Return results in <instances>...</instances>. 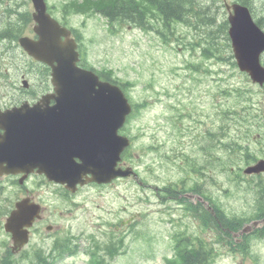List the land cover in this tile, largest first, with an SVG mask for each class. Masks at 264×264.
Masks as SVG:
<instances>
[{"label":"rangeland","instance_id":"1","mask_svg":"<svg viewBox=\"0 0 264 264\" xmlns=\"http://www.w3.org/2000/svg\"><path fill=\"white\" fill-rule=\"evenodd\" d=\"M58 1L61 0H48L50 4H55ZM25 7L31 10L30 2ZM253 7L256 14L264 15V0H254ZM82 20L81 18L72 22L78 24ZM105 23V20L98 15L89 16L86 19L84 35L92 59L103 62L101 63L103 66L114 70L121 78L135 81V85L130 91L132 98L134 100H147L149 103L147 109L130 125L133 134H141L137 144L145 145L164 138L163 122L169 114L170 104L177 97L190 104L189 110L196 121L194 123L190 121V126H196L195 131H190L191 150L195 141L194 132L205 133L206 129L213 127L211 118L207 116L208 109L205 108L209 101L206 94L208 88L214 86L218 80H228V88L230 89L234 85H243V82H241L243 79L241 77L228 79L225 76L226 80H221V75L217 76L216 74L209 77L202 74L198 79L190 78L189 74L187 76L188 71L183 66L192 59L198 61L197 57L199 55L191 56L187 42L192 38V34L190 30L183 26L175 34L179 41L172 42L170 40V45L164 46L156 38L155 34L144 33L137 29L131 32H127L131 29H125L126 31L124 30L118 35H111L107 32ZM15 52L17 53L14 57L3 60L1 66L5 68L7 80L9 82L12 80L13 83L19 86L20 69L27 70V66L24 62L26 59L22 56L21 51L15 49L13 54ZM28 78L31 84L36 82L37 79L33 74H28ZM3 81L0 78V92L3 90L1 87ZM248 88L255 93L254 101L257 104L258 101L261 102V106L264 108L263 92L251 85ZM165 92H168L169 96H166ZM262 141L260 139L262 146H264ZM251 146L253 147L254 145L251 144ZM255 153L258 155V151H255ZM143 158L148 160L147 157ZM216 171L220 174L208 175L212 179L206 177L204 180L207 186L210 185V191L219 198L221 205L227 212L233 214L247 213L250 204L246 203L251 201V195L249 193L244 194L242 190L237 191L234 188L233 181L224 177L220 172V168H216ZM158 172L160 173V171ZM129 189L130 197L117 200L116 193L119 194V191H115L113 193L114 197L112 196L115 204H104V206L108 208L111 206L117 212V208L124 203V205L129 206L131 213L143 209L148 211V215L145 219H141L133 230L131 229L130 235L126 240L127 253L116 258L113 264H164L163 258L172 254V248L170 238L166 232V225L160 220V213L158 212L160 207L156 204H138L135 201L137 197L135 193H141V191L132 182L129 184ZM93 206V204H86V207L95 213L96 210L92 208ZM91 211L90 213L92 214ZM80 216L78 215L77 217L79 218ZM79 221L81 220L66 218L67 223L71 222L78 225ZM191 224L190 231H194ZM77 231L78 228L74 227L72 229V232ZM137 232L140 233L138 236L135 234ZM253 252L257 256L256 260L252 258L243 260L239 256L233 257L222 252L217 257L215 264H264V242L258 243ZM84 262L85 257L79 254L75 258L67 259L58 264H84Z\"/></svg>","mask_w":264,"mask_h":264},{"label":"water","instance_id":"2","mask_svg":"<svg viewBox=\"0 0 264 264\" xmlns=\"http://www.w3.org/2000/svg\"><path fill=\"white\" fill-rule=\"evenodd\" d=\"M37 14H33L34 19L38 22V25L34 28L35 32L39 35V40L34 42L27 38L21 39V45L28 51L29 54L37 59L45 62L62 60V53L67 52V48L60 46L59 37L62 30L45 14V5L43 0H32ZM234 15L229 16L230 29L229 34L232 39V46L235 56L238 60L239 66L244 67L246 65L241 58V51L247 59L251 60L248 55V50H256L258 46V38L255 34L254 27L250 21L247 11L244 9L233 6ZM244 27V28H242ZM248 27V28H246ZM253 29V30H252ZM241 34L244 38V43L241 41ZM252 69H248L251 72L253 78H256L264 70L261 69L256 61ZM246 69V68H245ZM246 69V71H248ZM248 71V72H249ZM42 102L29 107L26 103L19 108L0 113V123L4 120L8 121L6 124H2V128L6 131L2 138L0 153L5 155L7 153V147L11 139L18 141V149L15 150L18 153V160L29 163V166H37L44 173H52L49 171L51 163L57 160L59 157L67 154V148L59 150L57 145H61V130L59 126H51L48 120L45 118V112L41 109ZM107 111L111 110V107H106ZM55 129V137L53 139L51 135V129ZM63 144L70 146L63 140ZM16 148V147H15ZM112 148V147H108ZM113 155L107 159H95V154L91 153V157L86 156V150L83 148L77 149L75 152L70 153L66 158L61 161V166L66 165L73 167V161L70 157L77 156L84 162L82 167H88L90 162L85 160H92L96 164L97 170L96 176H101V170L105 166H109L117 160L119 150L113 143ZM100 150V149H99ZM102 150L98 151L99 153ZM70 156V157H69ZM84 159V160H83ZM260 171L264 170V163H259L256 167L248 169V171ZM12 221V218H11ZM11 221L10 224H11ZM9 224V225H10ZM11 226V225H10Z\"/></svg>","mask_w":264,"mask_h":264},{"label":"trees","instance_id":"3","mask_svg":"<svg viewBox=\"0 0 264 264\" xmlns=\"http://www.w3.org/2000/svg\"><path fill=\"white\" fill-rule=\"evenodd\" d=\"M112 1V9L111 13H114L116 16H123V17H130L134 18L139 21L141 28H149L155 29V22L159 21L162 23L161 27H165L170 31V33H174L176 27L178 25H182L185 27H193L198 30L196 24L200 22V18L202 15L206 14L211 16L212 19L214 15L211 11V8L208 7L207 9L203 7L202 0H111ZM239 2L251 6V0H238ZM127 9V10H124ZM130 10V12L128 11ZM132 15V17H131ZM133 19V20H134ZM211 27L213 23L206 22L203 23ZM19 31L17 27L14 30L9 29L7 33L0 34V39H5L4 36L11 38V35L14 36L16 32ZM157 33L161 34L163 38H166L163 31L157 30ZM210 36L215 35L216 33H223L224 36L226 35V22L223 21L217 29L213 30L210 28L208 31ZM166 40V39H165ZM191 48L194 45H199V43H192L190 44ZM227 57H221L219 61L227 63L231 66L234 65L232 62V56L227 53ZM181 153V154H180ZM178 154L181 155L184 159V165L181 167V171L184 173V177L174 183V188L170 189L165 188V192L168 195L172 194V191H175L177 187H179L178 192H176L175 197L178 195L190 191L192 187L190 183L186 182V179L190 181V158L183 155V152L178 150ZM179 199H183L181 196L178 197ZM186 201V200H184ZM190 214L196 215L198 211L194 205L190 204ZM199 214H206L204 210H201ZM237 224L240 225V221L237 220ZM235 229V227L233 228ZM199 245L197 249H188L185 248L179 254L178 260H173L169 262V264H206V260L208 259V254L205 250L201 247V244H204L203 241H196ZM191 245V244H190ZM249 247V237L246 236L243 243L240 245L241 251H246Z\"/></svg>","mask_w":264,"mask_h":264},{"label":"flooded vegetation","instance_id":"4","mask_svg":"<svg viewBox=\"0 0 264 264\" xmlns=\"http://www.w3.org/2000/svg\"><path fill=\"white\" fill-rule=\"evenodd\" d=\"M47 186L45 184L40 185L38 191H35L33 182H30L29 179L23 184H19V177L17 174L10 176H1L0 177V232H2V224L4 220L9 215L8 205L15 204L17 201L23 198H29L31 200L37 199L41 204L47 202L46 199ZM63 199L57 198L52 200V204H76V202H68L69 195L66 192H62L60 195ZM50 204V203H48ZM46 211L45 207H42V213ZM46 221L45 215L40 218L37 222V225L41 222Z\"/></svg>","mask_w":264,"mask_h":264},{"label":"bare ground","instance_id":"5","mask_svg":"<svg viewBox=\"0 0 264 264\" xmlns=\"http://www.w3.org/2000/svg\"><path fill=\"white\" fill-rule=\"evenodd\" d=\"M0 40H4V39H0Z\"/></svg>","mask_w":264,"mask_h":264}]
</instances>
